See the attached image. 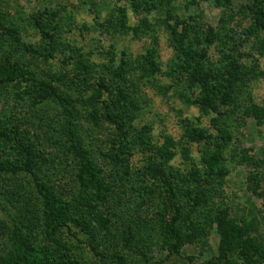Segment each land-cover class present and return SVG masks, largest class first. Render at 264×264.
I'll return each instance as SVG.
<instances>
[{
    "label": "rangeland",
    "instance_id": "obj_1",
    "mask_svg": "<svg viewBox=\"0 0 264 264\" xmlns=\"http://www.w3.org/2000/svg\"><path fill=\"white\" fill-rule=\"evenodd\" d=\"M250 1L140 0L134 12L126 0H0V67L19 63L38 80L0 84V129L19 130L8 141L0 136V161L25 160L18 141L39 155L31 171L0 168V258L23 223L30 242L56 251L55 263L116 264L119 254L131 264H264L257 195L264 189V30L254 28ZM40 24L54 30L52 46ZM190 53L219 71L221 90L210 104L193 80ZM40 82L52 89L43 98ZM251 106L263 113L252 115ZM119 126L129 133L125 147ZM74 137L113 193L105 204L73 208L76 222L50 238L35 182L69 202L83 195L81 158L68 148ZM117 146L122 152L110 161ZM213 151L223 172L205 184L198 177ZM197 190H209L206 202ZM231 224L244 228L243 241L223 256L218 225ZM164 227L178 236L168 238Z\"/></svg>",
    "mask_w": 264,
    "mask_h": 264
},
{
    "label": "trees",
    "instance_id": "obj_2",
    "mask_svg": "<svg viewBox=\"0 0 264 264\" xmlns=\"http://www.w3.org/2000/svg\"><path fill=\"white\" fill-rule=\"evenodd\" d=\"M129 2L132 10L134 12H137L139 7L141 6L140 0H126ZM151 3V2H150ZM248 9L252 12L253 14V20H254V28L255 30L261 31L264 30V0H251L247 5ZM119 13H122V16L125 14V8H120ZM121 21V20H120ZM124 22V20H123ZM39 30L40 32L45 36H47L48 39V44L52 46L53 40L55 39V36H53L55 33L54 30L51 31L50 33L46 32V25H39ZM7 33L11 35V37L17 42H20L19 37L17 36V32L14 30H11L10 28H7ZM48 34V35H47ZM212 34V33H211ZM63 44V43H62ZM52 48H56V45ZM27 50H31L30 48H27ZM71 50V57H72V48ZM51 54V53H50ZM52 55V54H51ZM201 54H193L190 53L189 57L194 61L193 65V80H195L199 86H200V92H202V95L204 96V100L206 101L208 99V102L206 104H210L214 102L215 97L218 95V92L221 90L220 87V82H219V71L217 69H209L206 68L201 60ZM68 57V56H67ZM8 60V59H6ZM76 65H78V68L84 69L83 71L86 74H89V69L90 67L83 62L82 59L79 57L76 58L75 61ZM19 63L13 62V63H8V68L3 69L0 67V84H11L15 80L20 81L24 80V85H22L24 88L28 86L29 82L31 81L33 85L34 83L38 82L36 79L35 75L33 73H30L29 75H24L25 70L21 69ZM121 66V67H120ZM189 66V65H188ZM77 67V66H76ZM118 75L117 79L123 78V66L122 64L118 66ZM83 76V75H82ZM86 77H80L79 81L81 82H86L85 81ZM29 80V81H28ZM28 82V83H27ZM98 86H102V82L97 83ZM222 86V85H221ZM39 89L41 90V95L40 98H43L45 95H49V93L52 92V89H48V86L46 83L40 82V87ZM96 90V89H95ZM98 94V92H97ZM58 98L60 96L56 93L55 94ZM230 98V95L223 98L225 103H228V99ZM61 99V98H60ZM252 107V106H251ZM246 109H249V113L251 112L252 115L260 116V114L263 113L262 108L253 106L250 110L249 107ZM247 111V112H248ZM108 116H111L108 113ZM112 119V117H109ZM113 120V119H112ZM122 124V123H121ZM121 127L119 126V129ZM14 132L17 133V127L16 126H11L10 128L8 127H3L0 129V136L3 137L5 140H9V133L8 132ZM119 132L120 134V142L122 143L123 147H125V140H128V132L120 129ZM137 136L142 139L141 133H137ZM71 138V136H70ZM27 140V139H26ZM19 147L25 154V160L22 161H17V162H8V161H0V168L4 171H11V172H18L20 170H27L31 171L32 168H34L37 163H36V157L39 155L35 152L33 149V144L31 143H26L24 141H18ZM68 148L70 151H72L74 154L80 156L81 162H80V174L78 176V179L82 185V194H78L73 200L74 201H67L63 197H59L55 194H53L49 188L48 185H46L43 182L37 181L35 182V189L36 192L42 197V203L44 207L43 211V217H44V226H45V232L47 233L48 237H53L58 230L64 226L68 221L71 222H76V217H72L70 215L71 211L73 208L78 207L80 204L81 206H87L86 208H90L91 203L93 202H100L102 204H105L109 201L110 196L112 195V187L108 185V183L105 181V179L102 176V170L96 163L93 162V160L87 155V150L84 148L82 142L77 139L73 138L69 140V145ZM114 152L107 154L109 157V160H117L118 159V154L122 152L121 147L117 146V149L113 147ZM167 151V150H166ZM164 150V147L162 148V154L165 156V159H169L171 156V152ZM211 157H205L204 158V163L205 166H203V172L200 177H198L199 180H203L205 184L210 183L212 179H219L221 178L222 172H223V167L221 165V161L218 159V156L220 155V151H213L211 153ZM124 155V152H123ZM124 158V156H122ZM127 159L125 158V161ZM195 172L191 170V174ZM197 176V172L194 174ZM19 187V184L17 186V189ZM209 191V190H208ZM208 191L206 190H197L195 192L196 198L201 201V202H206L205 195H209ZM257 195L259 197H262L264 200V189L261 191L257 192ZM117 200H121L120 196L118 193H116ZM114 196V197H115ZM195 203V202H194ZM88 204V205H86ZM77 215L82 218L78 213ZM84 220V218H82ZM88 223V222H86ZM24 224L21 223V227L16 226L14 231H13V242L11 249L7 255L3 256L0 258V264H65V263H55V258L52 254H54L56 251L51 249L50 246H39L36 244H33L30 242V238L28 237L27 233L25 234L23 232ZM223 228V230H221ZM218 229L220 230L221 234V243H220V248L221 251L220 253L224 256L226 254V250H233L237 247V245H240L241 242L243 241V236H244V228L237 226L235 224H231V226L227 227H222V225H218ZM163 231L166 232L168 235V238H174L178 236V231H176L174 228L169 227L163 229ZM164 232V233H165ZM132 235L127 236L125 239V246L126 248L129 247V251L132 250V246H129V244L132 242L131 239ZM250 244H251V240ZM177 250V248H174ZM62 254V253H61ZM115 263L116 264H131L126 261L124 257H122L119 254H116L114 256Z\"/></svg>",
    "mask_w": 264,
    "mask_h": 264
}]
</instances>
